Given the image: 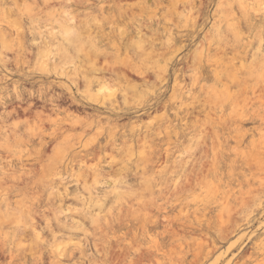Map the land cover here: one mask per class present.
Masks as SVG:
<instances>
[{"label":"rangeland","instance_id":"1","mask_svg":"<svg viewBox=\"0 0 264 264\" xmlns=\"http://www.w3.org/2000/svg\"><path fill=\"white\" fill-rule=\"evenodd\" d=\"M0 264H264V0H0Z\"/></svg>","mask_w":264,"mask_h":264}]
</instances>
